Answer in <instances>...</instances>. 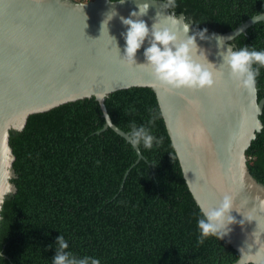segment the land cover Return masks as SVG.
Masks as SVG:
<instances>
[{
  "label": "trees",
  "instance_id": "16d2710c",
  "mask_svg": "<svg viewBox=\"0 0 264 264\" xmlns=\"http://www.w3.org/2000/svg\"><path fill=\"white\" fill-rule=\"evenodd\" d=\"M169 6L202 29L228 32L263 13L264 0H175V7ZM231 43L237 50L264 49V21ZM256 86L261 100L264 67ZM105 103L120 129L130 133L133 126H144L162 142L151 149L138 145L145 157L138 162L125 138L111 128L100 132L106 121L94 97L33 114L23 130H11L17 192L0 213V264H51L60 235L68 243L65 252L77 259L96 257L101 264L238 261L239 253L223 238L200 242V207L154 90L117 91ZM260 118L264 124V111ZM247 157L252 175L264 184V128Z\"/></svg>",
  "mask_w": 264,
  "mask_h": 264
},
{
  "label": "water",
  "instance_id": "95a60500",
  "mask_svg": "<svg viewBox=\"0 0 264 264\" xmlns=\"http://www.w3.org/2000/svg\"><path fill=\"white\" fill-rule=\"evenodd\" d=\"M144 3L147 12L133 19L145 21L149 29L154 24L173 27L181 40L195 35L193 58L209 68L213 85L176 88L159 81L145 56L151 33L134 61L124 56L127 26L121 17ZM169 8L160 0H0V173L11 168L16 177L11 130H23L33 114L87 98H96L103 112L106 123L100 132L111 128L131 144L130 133L113 123L106 98L121 90L151 88L198 206H215L225 194L234 196L236 222L223 239L239 253L233 263L238 264L242 252L264 249V184L252 175L247 157L264 128V98L259 100L257 86L252 91L231 76L224 56L237 50L233 40L264 21V11L232 31L207 30L201 38L204 29ZM113 10L116 14L101 29ZM170 16L180 23L172 26ZM134 148L138 162L145 159L139 146Z\"/></svg>",
  "mask_w": 264,
  "mask_h": 264
},
{
  "label": "clouds",
  "instance_id": "9594fccd",
  "mask_svg": "<svg viewBox=\"0 0 264 264\" xmlns=\"http://www.w3.org/2000/svg\"><path fill=\"white\" fill-rule=\"evenodd\" d=\"M88 1L91 0L83 2ZM110 2H113V0H110ZM119 2L123 3L124 0H119ZM169 4L175 7V0H169ZM148 7L147 3L138 5V11H132L127 18L121 17L122 23L127 26L124 34L126 40L124 56L130 61H134L137 50L151 33L152 41L145 50V56L159 81L176 88L200 89L213 85V74L209 71V68L193 58L192 53L197 48L195 35H186L181 40L173 27L167 25L160 27L154 24L149 29L145 21L133 19V17L145 14ZM115 14L113 10L107 15L106 19L101 22V29L103 27L107 28L108 21ZM167 19L172 26L180 23L175 17L170 16ZM183 30L185 33L188 32L187 23L183 25ZM204 31H207V29L199 33L201 38H203ZM224 60L230 68L231 76L245 88L255 91L257 77L260 75V67H264V49H250L244 46L238 50H229L225 54ZM130 138L133 147L142 144L144 148L148 149H151L154 143L159 145L163 139L162 137H156L144 126L139 128L133 126ZM15 187L12 183L11 168L0 173V213L3 212L6 198L14 194ZM233 203L234 196L225 194L217 205L200 207L201 215L197 219V227L200 232L199 239L201 243L204 238L209 236L222 239L231 231L230 225L236 222L235 217L231 214ZM262 203H264V200H262ZM2 219L3 216L0 215V220ZM247 219L251 220L252 217L249 216ZM57 242V253L51 264H101L96 257L85 256L77 259L71 252H65L64 249L68 248V243L63 235L57 237ZM238 264H264V249L258 248L255 254L242 252Z\"/></svg>",
  "mask_w": 264,
  "mask_h": 264
}]
</instances>
